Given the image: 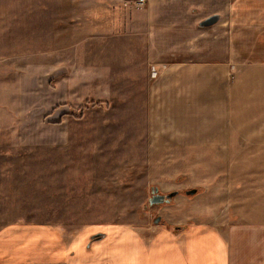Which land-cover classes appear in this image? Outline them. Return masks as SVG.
Wrapping results in <instances>:
<instances>
[{
    "label": "crops",
    "instance_id": "obj_1",
    "mask_svg": "<svg viewBox=\"0 0 264 264\" xmlns=\"http://www.w3.org/2000/svg\"><path fill=\"white\" fill-rule=\"evenodd\" d=\"M133 1L0 0V89L20 144L61 145L62 127L20 128L46 103L30 78L64 68L49 108L109 102L172 197L139 226L2 225L0 264H264V0Z\"/></svg>",
    "mask_w": 264,
    "mask_h": 264
},
{
    "label": "rangeland",
    "instance_id": "obj_2",
    "mask_svg": "<svg viewBox=\"0 0 264 264\" xmlns=\"http://www.w3.org/2000/svg\"><path fill=\"white\" fill-rule=\"evenodd\" d=\"M62 70L59 78L43 85L44 77ZM67 72L57 68L30 78L31 90L45 97L48 106L33 105L26 113L28 123L20 128L37 122L62 127L69 139L61 145L33 144L34 131L31 142L20 144L18 123L10 124L17 116L15 94L12 86L0 89V132L6 138L0 140V226L33 221L73 229L154 221L156 212L148 215L155 206L148 203L152 194L143 183V151H137L133 126L107 124L108 115L114 116L109 102L76 108L67 96L49 108L55 86Z\"/></svg>",
    "mask_w": 264,
    "mask_h": 264
},
{
    "label": "water",
    "instance_id": "obj_3",
    "mask_svg": "<svg viewBox=\"0 0 264 264\" xmlns=\"http://www.w3.org/2000/svg\"><path fill=\"white\" fill-rule=\"evenodd\" d=\"M217 22V18L213 17V18H210L208 20H206L205 22H203L201 24L202 27H210L212 25H214L215 23ZM64 71H60V72H56L55 74H53L52 76H48V77H44L42 79V83L44 86H46L48 83H50L51 81L59 78V76L61 75V73H63ZM172 197L171 196H168V197H164V196H159V195H154L152 196V198L149 200V205L150 206H154V205H159V204H163V203H166L169 201V199Z\"/></svg>",
    "mask_w": 264,
    "mask_h": 264
},
{
    "label": "built area",
    "instance_id": "obj_4",
    "mask_svg": "<svg viewBox=\"0 0 264 264\" xmlns=\"http://www.w3.org/2000/svg\"><path fill=\"white\" fill-rule=\"evenodd\" d=\"M133 2L137 7H141L145 4V0H134Z\"/></svg>",
    "mask_w": 264,
    "mask_h": 264
}]
</instances>
